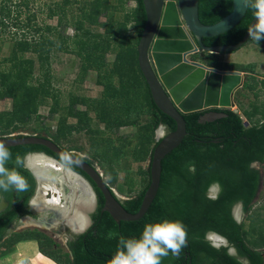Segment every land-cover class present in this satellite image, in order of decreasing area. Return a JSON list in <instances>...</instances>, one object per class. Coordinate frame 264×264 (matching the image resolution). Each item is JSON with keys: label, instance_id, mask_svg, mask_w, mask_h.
I'll return each instance as SVG.
<instances>
[{"label": "trees", "instance_id": "1", "mask_svg": "<svg viewBox=\"0 0 264 264\" xmlns=\"http://www.w3.org/2000/svg\"><path fill=\"white\" fill-rule=\"evenodd\" d=\"M118 1L119 8H115L109 6L108 0H93L90 3L89 11H84L81 19L91 25H98V16L104 11L109 12L111 10V14L104 13L106 16V22L102 24L104 32L99 34L82 30V22L78 21L74 24V37L75 46L78 47L77 56L84 58L88 67L99 71L102 68H112L113 71H116L120 86L119 88H112L111 97L118 99L117 106L121 108L120 111L123 116L118 115L114 119L109 118L107 111L102 110L105 101L72 98L67 115L77 119V123L75 126H66V122L61 120L59 133L63 127L65 128L64 131L69 132L72 129H89L90 120L87 116L89 112H93L98 121L104 123L108 130L128 126L137 127L138 118L143 113L149 116L145 133L155 130L160 125H163L168 132L175 129V123L162 114L153 104L137 65L136 47L145 23L142 0H133L136 4L135 8L127 12L121 20L115 19L113 14L119 9H123L126 0ZM255 2L256 0H249L244 17L234 28L216 37L202 39L203 45L210 47L238 43L245 35L251 20L259 13V10L254 7ZM15 5L17 7V4ZM8 7L6 2H2L0 5V17L2 14L4 15L0 19V46L4 42L3 33H5L6 28L4 21L1 20L6 16L8 17L10 13ZM230 12L231 0H199L198 16L204 25L215 24ZM19 14L16 15L15 19H18ZM56 14V12L51 11L49 17ZM128 22L132 23L133 36L128 35L130 31L127 30ZM17 24H21L23 29H16L13 33L9 32L11 37L8 41H12L14 45L12 53L7 58H0V88H3V91H0V98L6 96L14 100L13 109L10 112L0 114V119L5 117L0 120V137L7 134L5 130L12 124H14L13 129L15 130L18 129V124L31 119L28 110L25 108L21 110L18 100L16 101L17 98H21V95L17 96L19 91L24 90V94L27 89L30 90V92L28 91L29 97L39 99L40 102L42 101L41 96L44 99V97L49 98L51 95V88L47 79L35 87L27 86L26 82L31 79L33 72L34 60L18 53L31 52L36 55L40 64L39 68H43L49 59L46 53L52 46H55V42L48 36H31L26 30L33 27L30 19L27 22H18ZM261 24H264V17L255 29H258ZM51 30L54 31L55 29L47 28V31L50 32ZM247 43L263 48L264 40L257 42L250 38ZM82 51H84V55L81 56ZM108 52L115 53V60L109 64L104 62ZM207 54L209 57L217 56ZM192 58L195 59V56ZM204 64L218 70H239L233 68H241V72L250 73L249 80L242 84V90L253 92L259 84L253 76V64L233 65L210 62ZM3 65H9L6 67L8 69H1L4 68ZM45 72L47 75L48 71ZM260 84L264 86V81L262 80ZM24 87L27 89L25 90ZM142 95H144V99L141 101ZM234 103L246 121H243L238 113L230 109H212V111L224 114L223 117L212 122H199L206 111L183 115L187 134L181 144L162 160L158 193L144 216L134 222H120L118 225L106 212L100 213L103 197L92 181L79 169L57 157L44 146L20 145L9 147L12 160L9 161L7 167H17L15 165L17 155L24 158L29 153H44L58 160L65 168L83 175L91 183L98 195L94 227L78 238L76 248L72 247L73 261L69 254H65L68 258L67 264H107V261L116 251L119 236L138 238L146 223L164 219L182 221L186 226L188 236L187 246L183 248L179 257H173L169 254L168 257L162 259L161 264H242L236 257L228 255L226 248L216 249L212 247L205 240V235L208 232H214L226 238L235 247L238 255L245 258L248 264H264V227L253 222L248 231H243L242 224H237L231 216V207L238 201L243 203L245 213L250 212L260 181L264 185V178H261L258 169L250 168L251 163L257 162L264 169V111H259L257 106H253L252 111L249 112L244 110L237 100ZM77 104L83 105L86 109L74 112L72 108ZM33 113H36V105H34ZM258 113L260 118L256 119ZM40 118V116H35L32 119L38 120ZM41 131L45 132V135H38V137L49 139L45 128H42ZM89 132L91 131L89 130ZM17 136L22 137L21 135ZM52 141L56 142L55 139ZM82 159L92 164L91 160ZM17 170L26 178L28 188L22 192L14 189L7 192L0 190L1 197L8 201L7 208L0 213V242L3 241L6 230L12 221L24 213L23 206L32 196L34 190V179L30 172L24 168V165L18 167ZM144 174L149 180V166ZM215 181L219 182L221 192L217 199H208L205 196L206 190ZM147 184L140 193L121 202L125 211L134 214L139 210ZM109 232L116 235L108 238ZM248 235L255 236L252 237L251 246H248L245 241V237ZM35 240L38 242L40 254L55 264H66L53 253V250H49L54 245L52 240L37 231L16 233L11 237L9 243Z\"/></svg>", "mask_w": 264, "mask_h": 264}, {"label": "rangeland", "instance_id": "2", "mask_svg": "<svg viewBox=\"0 0 264 264\" xmlns=\"http://www.w3.org/2000/svg\"><path fill=\"white\" fill-rule=\"evenodd\" d=\"M92 1L93 0H8L7 2V0H0V5L2 2H6L10 10L8 17L5 15L6 18L1 20L4 21L6 28L5 33H3L4 42H2L0 46V58H7L12 53L14 45L12 41H8L9 37H11L9 32L13 33L16 29L22 30V25L17 23L27 22L28 19H30V23L33 27L26 30L31 36H48L55 42V46H52L46 53L49 59L47 65L44 67L49 68H39L40 64L36 59V55H33L29 51L18 53L19 55L34 60L33 72L31 79L26 82L27 86L35 87L44 83L47 79L51 88V95L49 98L44 97V99H42L43 97L41 96L42 98L40 97V99L42 101L40 102L39 99L29 97L28 91L30 92V90H28L27 87H24L25 90L27 89L26 93L23 94L24 90L19 91L17 96L21 95V98H17L16 101L18 100L21 110L24 108L28 110L29 114H31V119L18 124V129L15 130L13 129L14 124H12L5 130L7 134L2 137L13 135L44 136L45 132L41 131V129L45 128L49 139H51V141L55 139V144H57L60 149L96 163L105 184L111 188L120 199H128L140 193L147 182H149L144 172L148 167L151 158V150H153L157 140L156 134L158 128L145 133L149 123V116L147 114L143 113L139 116L137 127L128 126L108 130L105 128L104 123L98 121L93 112H89L87 115L90 120L89 129H72L69 132L64 131L65 128L63 127L60 133L58 131L61 120L66 122V126H75L77 123V119L67 115L72 98H84L100 102L105 101L102 110L104 109L107 111L109 118L114 119L116 116L122 115L120 111L121 108L117 106L118 99H113L111 97L112 88H119L120 86V80L116 71H113L112 68H102L100 71L95 68H90L84 58L77 56L78 47L75 46L74 24L81 21L82 30L101 34L104 32L102 24L106 22L104 13H112V11L109 10V12L104 11V13L100 14L98 16V25H91L89 22L82 20V13L84 11H89V6ZM15 4H17V7ZM108 4L109 6L119 8L118 0H108ZM135 6L136 4L133 0H126L123 9H119L113 16L115 19L121 20L123 16L127 12H130L131 9L135 8ZM51 11L57 14L49 17ZM18 13H20L18 19H15ZM3 16L2 14L0 19ZM47 28H54L55 30L49 32ZM127 30H130L128 35H134L131 22L127 23ZM82 55H84V51L81 52V56ZM195 59H198L202 63L210 62L219 64L230 62V64L233 65L253 64V76L259 84L253 92L242 90L241 88L237 89L233 101L237 100L241 107L249 112L252 111L253 106H257L259 111H264V86L260 84L262 80L264 81L263 48L252 43H246L241 49L231 54L209 57L207 53L200 52L195 56ZM114 60V52L106 53L104 62L109 64ZM7 66L9 67V65ZM7 66L3 65L4 68L1 69H8L6 68ZM233 69H239L234 71L241 72V68ZM45 71H48L47 75ZM241 73L243 82L249 80L248 78L251 76L250 73ZM0 91H3V88H0ZM143 97L144 95H142L141 101L144 99ZM35 101L37 104H34L36 103ZM13 102V98L10 97L5 96L0 98V114L10 112L13 109ZM34 105H36V113H33ZM72 109L76 112L84 111L86 108L83 105L77 104L74 105ZM230 110L238 113L242 117L238 107L234 106ZM35 116H40L41 118L38 120L32 119ZM4 118L5 117L0 120ZM255 118H260L259 113ZM242 120L246 121L244 117H242ZM89 130L91 132H89ZM167 133V129L164 128L163 135ZM256 167L261 174V178H264V169L262 166ZM67 183L68 182L65 183L64 180V184L69 187L70 184ZM59 187H61V185ZM69 192L70 191H64L63 196L64 194L66 196ZM51 195L50 193V196ZM66 201L67 199L61 196L60 208L62 209L60 210H64V212L70 206L64 205ZM73 201L75 202L73 205L74 211L77 210L81 215H85V213H89L93 209L92 203H85V201L82 203V201L77 200V198ZM68 213H70V210ZM253 222L264 227L263 184L259 188L257 198L253 202L251 211L242 215L240 219L242 230L248 231ZM23 227L25 226H17L15 232L0 242V264H22V262L23 264H55L39 253L37 242L9 243L11 237L16 233H20L19 229ZM46 233L49 236L51 235L54 240L59 243V253L56 254V256L63 263L67 264L68 258H61V256H63L62 253L65 251V248L62 246L64 245L63 237L67 232L63 229L60 232L59 229H57L56 232L49 230ZM252 237L255 236L248 235L245 237L248 246L252 245ZM49 250H53V248ZM260 251H262V249H260Z\"/></svg>", "mask_w": 264, "mask_h": 264}, {"label": "water", "instance_id": "3", "mask_svg": "<svg viewBox=\"0 0 264 264\" xmlns=\"http://www.w3.org/2000/svg\"><path fill=\"white\" fill-rule=\"evenodd\" d=\"M198 3L199 0H142L145 23L136 47L137 65L153 104L175 123V129L163 135L165 127L163 125L158 127L156 145L148 163L149 183L136 213L125 211L121 205L125 199H120L105 184L96 163L89 164L80 156L63 151L45 137L13 135L0 137V141L8 148L20 145L44 146L57 157L79 169L92 181L103 197L101 212H106L116 224L141 219L158 193L162 160L181 144L187 134L183 115L210 110L203 114L200 123L212 122L223 117L224 114L212 109L228 110L234 107V94L243 84L242 73L239 71L218 70L191 61L189 58L200 52L226 55L238 51L250 40L249 32L255 29L262 19L259 13L256 14L238 43L209 47L203 45L202 39L216 37L234 28L244 17L249 0L247 2L231 0V12L212 25H204L199 20ZM262 47L264 48V44ZM35 156L53 160L56 164L57 160L44 153H29L24 157V168L39 184L37 167L28 164V159ZM59 165L63 168L61 164ZM64 170L77 175L94 196L93 187L85 177L70 169ZM69 190L71 191L70 187ZM234 219L240 223L239 215L235 214ZM13 231L10 230L4 238ZM210 236L219 238V244H214ZM207 240L216 249L229 245L228 241L217 233H210ZM228 253L236 256V251L232 247Z\"/></svg>", "mask_w": 264, "mask_h": 264}, {"label": "clouds", "instance_id": "4", "mask_svg": "<svg viewBox=\"0 0 264 264\" xmlns=\"http://www.w3.org/2000/svg\"><path fill=\"white\" fill-rule=\"evenodd\" d=\"M254 7L259 10L260 16L264 17V0H256ZM249 36L257 42L264 40V24L250 31ZM10 160H12L10 149L0 141V190L26 191L27 180L17 170L24 165V158L17 155L15 158L17 167L13 168L7 167ZM115 235L109 232L108 238ZM187 236L186 226L179 220L164 219L146 223L138 238L119 236L116 251L107 264H161L162 259L169 254L179 257L183 248L187 246Z\"/></svg>", "mask_w": 264, "mask_h": 264}, {"label": "flooded vegetation", "instance_id": "5", "mask_svg": "<svg viewBox=\"0 0 264 264\" xmlns=\"http://www.w3.org/2000/svg\"><path fill=\"white\" fill-rule=\"evenodd\" d=\"M209 111L210 110H208L206 112H209ZM91 163H92V165L94 164L93 162H91ZM57 164H61L64 169H68V168H65V166L62 163H60L58 160H57ZM256 166H259V164L257 162H254V163L250 164V168L251 169H257ZM70 170H72V169H70ZM72 171H74V170H72ZM217 171H221V170H217ZM74 172H76V171H74ZM87 181H89V180L87 179ZM62 186H63L62 187L63 192L64 191L65 192L69 191V187H67L66 184H63ZM260 186H262V181H260L256 196L253 199L252 203L257 198V194H258ZM38 191H39V185L34 180L33 194L28 199V201L26 202L25 206H23L24 207V213L22 215H20L18 218L14 219L12 221V223L8 226V228L6 230L5 236L7 235V233L10 230L11 231L14 230L13 232H15L17 226H25L22 229H19L20 233L25 232V231H37L38 233H41L45 237H47V238L52 240V242L54 243V245L52 247L53 248V253L58 254L59 253V251H58V244L59 243H57L54 240V238L51 235L49 236L46 232L49 231V230H51L52 232H56L57 229H59V231L61 232V230L63 229L65 232H67V234L66 233L64 234V237H63L64 238V245H62L63 248H65V251H64V253H62L63 256H61V255L60 256L62 258V257H66L65 254H69L70 259L73 261L74 257L72 255V247L76 248L78 238L80 236L88 233L89 230H92L93 227H94V223H95L94 216L97 215L98 195L96 194V192H95V190L93 188L94 196L91 195L92 199H89V201H90L89 203H92L91 205H92L93 209L89 213H85V215H81V214L78 213L77 210L74 211V209H73V205H74L75 202L73 201V203H70L68 200L64 203V205H70L69 208H68L70 210V213H68V211H69L68 209L64 212V210H60L62 208L59 207V209H58L55 206H51V207L41 206L40 208L39 207L37 208V206L33 203V200L36 198ZM220 192H221V186H220L219 182L215 181V182H212L209 185V187L206 190L205 196L208 199L214 200V199H217V197H218ZM125 200H123V201H125ZM7 206H8L7 199H4L0 195V213L2 211H4L7 208ZM35 208H36V210H40L41 212L40 211L39 212L36 211ZM100 213H102V212L100 211ZM235 214L239 215L240 219H241L242 215L246 214L245 211H244L243 203L241 201L236 202L231 207V216H232L233 219H234V215ZM78 216H83V219H84L83 220V227H82L81 230H79V228H76L74 226ZM234 221H235V219H234ZM237 224H240V223H237ZM13 232H11L10 234H12ZM210 233H214V232H208L205 235V240L211 245L209 240H207V237H208V235ZM214 237H216V236H214ZM218 239L219 238H217V241L220 242L219 241L220 239L219 240ZM211 241L214 244H216L213 241V239ZM33 242H37V241L35 240ZM37 246H38V242H37ZM230 247L235 249V247H233L230 243H229V245L227 247H220V248H226L227 249L226 253L228 255H230L228 253ZM235 251H236V249H235ZM234 257H236L242 264H248V262H247V260L245 258H243V257L238 255L237 251H236V256H234Z\"/></svg>", "mask_w": 264, "mask_h": 264}, {"label": "bare ground", "instance_id": "6", "mask_svg": "<svg viewBox=\"0 0 264 264\" xmlns=\"http://www.w3.org/2000/svg\"><path fill=\"white\" fill-rule=\"evenodd\" d=\"M28 164L30 166L34 165L38 169L36 172L40 181V185H38L40 186L39 188L41 190L38 191L36 198L33 200V203L37 206V208H40L41 206H55L59 209V207H61V196L63 198L65 197L69 202H72L77 198V200L82 201V203L83 201H85V203H89V199H92L91 192L89 191L87 185L80 181L77 175L70 171H65L59 164L53 162V160L43 159L42 157L35 156L28 159ZM64 180L65 183L68 182L67 184H70L69 187L71 188V191L69 190L70 192L67 193L66 196L65 194L63 196L64 192L62 189ZM58 185H61V187ZM50 193L52 194L51 196ZM83 220V216H78L74 226L76 228L82 229ZM210 238L213 239L216 244L219 243L216 237L210 236Z\"/></svg>", "mask_w": 264, "mask_h": 264}, {"label": "crops", "instance_id": "7", "mask_svg": "<svg viewBox=\"0 0 264 264\" xmlns=\"http://www.w3.org/2000/svg\"><path fill=\"white\" fill-rule=\"evenodd\" d=\"M191 61H196L199 63H202L201 61H199L198 59H193L192 56L189 58ZM230 63V62H229ZM203 64V63H202ZM237 65H241V64H237ZM208 67V66H207ZM48 259V258H47Z\"/></svg>", "mask_w": 264, "mask_h": 264}]
</instances>
